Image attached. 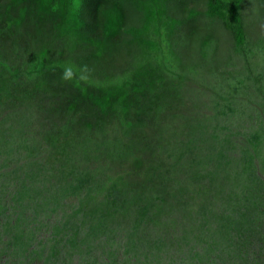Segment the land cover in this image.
<instances>
[{
  "label": "trees",
  "instance_id": "trees-1",
  "mask_svg": "<svg viewBox=\"0 0 264 264\" xmlns=\"http://www.w3.org/2000/svg\"><path fill=\"white\" fill-rule=\"evenodd\" d=\"M200 1L206 4L207 14L198 20L191 18L187 20L183 16L189 10L186 8L185 0H123V7L119 3V8H116V5L107 8L99 16L90 14V19L86 20V17L83 19L76 17L79 12L72 15L70 11L73 9L80 11L88 5L87 0H50L56 14L53 15V19L50 18L51 23L48 24L39 17L38 23L34 22L37 16L34 15L32 0H0L1 63L8 61L9 55L10 57L14 55L17 45L14 36L18 30L22 32L20 37L25 41L27 35L30 41L44 42L58 49L53 59L58 63V67L51 74L39 77L34 82L37 86L34 92L38 94L44 90L41 100L45 101L42 105L28 108L31 110L30 115H38L36 123L33 124L37 128L36 133L31 131V135L34 136L35 145L39 146L42 139L45 142L41 145L43 148L40 160L32 162L35 171L30 173V176L32 174L30 184L27 183L28 179L24 178L20 189L23 192L22 197L27 199L26 194L29 192L25 188L31 186L33 195L31 194L30 199L36 198L35 205L39 206L46 202L47 206L42 209L44 214L48 212L56 214L57 224L54 227L64 235H70L71 243L69 240L68 242L75 253L80 254L79 264H138L140 260L147 264L148 255L151 256L154 252L157 255L159 249L165 251L162 247L167 244L170 237L179 250L184 248L185 242L189 241L194 231L200 234L195 239L197 241L202 239L204 251L210 250L208 241L203 240L209 238L207 232L213 231V221L208 222L207 216H215V210H211L207 215V212L197 213L194 209H197V206L202 207V204L196 201L204 197V190L208 189L210 192L209 196H206L207 200H210L212 193L213 198L217 200L219 192L217 187L210 188L204 183V189L202 187L200 189L197 184L200 181H208V178L213 179L212 169L218 165L223 172L226 171L225 174L230 180L236 174L238 181L248 183L251 181L250 178L256 175L248 176L246 166L254 165L253 152L260 151L258 148L260 136L254 134L248 136L243 132L247 137L246 146L234 145V134L240 132L233 133L228 125V122L231 123L232 119L237 118L235 115L237 110L231 103L223 105L219 112L217 109H220L221 103L214 104V111L218 112L216 114H219V117L216 118L215 114L210 115V120L215 118L216 121L215 124L210 123L212 133H207L206 137L205 130L200 124L187 122L179 126L183 127L182 132L177 126H173L171 146L168 140L169 129L164 127L156 129L151 141L146 140L151 137L150 128L145 127L144 122L149 121V113L154 119L156 115L161 114L168 120L172 114H168L166 109L172 99L179 97L182 87L183 97L184 92L188 93L192 88V84L177 86L169 83L174 76L168 77L169 69L166 63L160 64L157 61L154 64L152 60H158V55L180 46L184 37L188 36L191 39L192 33L195 34L193 30L196 23L209 17L218 19L219 21L214 22L221 28L225 26L230 30L234 41L241 45L240 53L245 67H250L245 60L257 65L256 75L250 72L257 80L251 86L264 100V65H259L263 59L259 55L258 47H244V41L247 40L244 34L247 31L248 37L249 23L245 24L236 0L228 3L229 9L226 10L228 20L223 16L225 12L219 9V0ZM224 1L226 3L229 0ZM173 2L179 6L177 16L180 17L176 19L161 17L153 20L154 9L160 10L163 3L168 5ZM231 17L235 19V23L230 22ZM184 26H188L190 33L185 36ZM123 30L127 31L125 36H122ZM130 36L132 40H139L140 51L144 54L145 61L138 62L137 67L125 62L120 68L125 80L117 86L103 87L90 75L86 66L90 60L102 64L105 61L103 59H111L108 56L111 50L124 46ZM66 38L68 46H58L65 42ZM252 38L254 35L249 39ZM26 42L29 43L28 40ZM261 42L264 44V38H261ZM206 43L207 41H203L201 47ZM201 54L204 56L203 50ZM17 56L23 63V54L19 53ZM109 66L111 67V63L107 67ZM65 68L71 72V80L64 79ZM235 73L237 75H234L231 81L227 79L226 83L224 80L218 84L219 98L223 101L237 95L246 82L236 71L230 75ZM218 74L212 77L215 81L223 77L222 71ZM7 84L1 78L0 91L6 89ZM159 94L163 95L162 100L152 102ZM249 106L252 104L247 107ZM9 114L4 116V119L17 115ZM178 117V114H175V118ZM204 117L208 120L206 115ZM259 130L263 132L264 127H260ZM259 130L256 134H259ZM218 137H223L220 140L221 144L219 141L215 142L221 148L210 149L211 138ZM201 138L209 141V148L200 147ZM187 140H194L195 145L185 143ZM235 149H238L239 156L233 159L231 152ZM203 156L205 162L198 160ZM27 166L30 167V164ZM53 168L58 172V176L65 180L62 187L58 186ZM66 171L72 172L67 174ZM55 180L56 187L52 189L43 185L44 181H51L54 186L52 182ZM56 189L59 192H55L57 193L55 195L53 192ZM195 189H198L196 195L191 193V190ZM222 199L223 197H220L219 201ZM47 200L51 202L48 204ZM60 201L74 204L76 209L71 215L73 219L69 216L71 213L68 208H63L60 211L63 214L60 213L58 217L59 207H63ZM210 202L213 203V199ZM254 205L258 206L257 203ZM52 206H55L53 210ZM226 207L224 206V209ZM217 208L219 205H215V209ZM224 209L222 207V210ZM49 213L46 215L47 219L53 216ZM1 215L12 216L11 220L13 219V214H6V208ZM66 216L70 221L65 220ZM20 218L22 212L19 213ZM42 220L43 215L40 221ZM84 224L87 228L81 229ZM233 224L237 226L239 220ZM7 225L10 226L8 228L14 226L9 221ZM252 226L246 225L241 230H236L237 235L234 233L231 236L229 233L231 237L225 240L231 243L234 238L235 241H239L240 237L243 244L252 243L253 240H250ZM176 233L180 234L177 238ZM120 234L123 237H120ZM55 240L58 243L53 247L52 255L56 259L58 256L62 258V251L58 248L61 240L60 238ZM62 241L66 244L67 239L63 237ZM124 242L126 246L122 251ZM98 249L103 256L108 255L106 257L109 262L104 260V257L103 259L97 256ZM249 249L250 256H256L258 250L251 246ZM242 250L246 252L243 247ZM140 251H145L144 259L143 255L136 256ZM184 251L185 249L175 258L172 257L171 264H185L189 257L184 256Z\"/></svg>",
  "mask_w": 264,
  "mask_h": 264
},
{
  "label": "rangeland",
  "instance_id": "rangeland-1",
  "mask_svg": "<svg viewBox=\"0 0 264 264\" xmlns=\"http://www.w3.org/2000/svg\"><path fill=\"white\" fill-rule=\"evenodd\" d=\"M48 3L49 0H37V4L42 7L47 6ZM261 3L262 0H243L241 13L246 17L250 15L257 16ZM153 11V20L161 17H169L170 19L180 17L177 16L179 14V6L175 2L168 5L163 3L160 10L154 9ZM77 12H79V9H73L70 11V14L74 15ZM187 12L183 15L187 20H198L200 18L199 12L194 8H190ZM34 22L38 23V16ZM262 22L259 21L257 25L261 27ZM31 26L32 23L30 24ZM184 28L186 32L183 36L190 34L188 26H184ZM194 29L193 32L195 34L192 33V36L190 35L191 39L188 36L184 37L180 46H176L173 51L167 50L165 54L158 55V60H152L154 64L157 61L160 64L166 63L169 69V78L174 76L181 84L186 78H192V83L196 87L194 91L186 95L189 102L183 97L182 87L179 97L172 99L166 109L168 114H172L169 115L168 119L169 146L172 145L171 135L174 124L198 123L207 133H210L212 130L211 125L215 124L216 121L215 118L210 120V115L215 114V117L218 118L219 114L217 115L216 113L224 107L223 105L231 103L234 104L233 106L237 110L235 112L237 118L232 119L231 123L228 122V125H230L233 133L236 131L240 132L239 134L235 133L237 136L234 134V145L238 147L246 146L247 141L245 139L247 137L243 135V132L247 133L248 136L250 134L260 136L258 141L260 151L253 152L254 165L246 166L248 176L256 175L250 178V182L245 183L238 181L236 174L230 180L227 174H225L226 171L223 172V169L219 165L213 168V179L210 180L208 178V181H200L197 187L202 189L205 186L204 183L210 188L217 187L219 192L217 200L213 198V193L210 195V200H207L206 196L208 197L210 192H208V189L204 190V197L196 201L197 203L200 202L202 207L197 206V209H194L197 213L207 212V215L211 210H215V216H207L208 222L213 221V231L207 232L209 238L203 240V242L208 241L211 249L204 251L205 246L202 244V239H198V241L195 239L200 234L194 231L191 233L189 241L185 242L186 248L184 245V248L177 250L178 246L174 245L175 242L172 243L173 238L170 237L167 244L162 247V250L165 248V251H160L159 249L157 255H155L156 252L152 253L151 256L148 255L147 264H171L170 259L178 256L184 249V256L189 257V260L185 264H264V239H262L264 236V208H262L264 205V131L259 130L260 127H264V100L262 96L257 95V90L251 86L257 80L245 70L244 65H238L241 62L232 66V69L239 73L241 79L244 78L246 80L245 84L238 91L237 95L228 98L227 101L219 98V82L221 83L225 80L226 83L227 79L231 81L232 77L237 75V73L223 76L219 81H215L212 77H215L217 69L229 63V49L234 39L230 40L227 33L214 21L201 20V22L196 23V28ZM122 32V36H125L127 33L126 30ZM246 32L244 34L245 39H247ZM21 35L22 32L18 30L14 36L17 44L14 50L16 58L8 56V61L4 63L0 62V79H4L5 84L8 83L7 88L0 91V264H79L78 259L80 258V254L75 253L76 251L71 248L69 244L70 235H64L54 227L57 224L56 214L48 212L49 215H53L48 219L46 217L48 213L44 214L45 212L42 209L47 206L46 202L45 204H39V206L35 205L36 198L30 199L31 194L33 195L31 186L25 188L29 192L26 194L28 198L22 197L23 192L20 188L23 179H28L27 183L30 184L32 178V174L30 176V173L35 171L32 168L34 166L32 162L40 160L43 148L41 145L45 142L40 138L42 140L39 146L35 145L36 143L34 144V136L31 135V131L36 133L37 128L33 124L36 123L37 114L30 115V111L29 113L25 111L30 106L43 104L42 102L45 100H41V97L44 95V90L36 94L34 90L37 89V86L34 82L39 77L43 78L47 74H51L58 67V64L53 60L54 51L50 45L44 42L30 41L26 35L28 43L23 37H20ZM260 38L261 33L257 35L253 42L245 40L244 47H261ZM203 41H207V43L201 47ZM59 45L68 46V39ZM233 45L236 47L235 43ZM202 50L204 51V56L201 54ZM262 50L264 52V48ZM19 53L24 56L23 63L19 61L20 59H17ZM103 60L105 61H101L102 64L90 60L86 67H88L90 75L94 76L93 78L96 82L103 87H108L110 85L117 86L125 80L120 70L125 62L130 66L137 67L138 62L145 61V56L140 51L139 40H132L130 36L125 41L124 46H120L115 50L111 59L107 60L105 58ZM107 61L111 63V68L107 67L110 64ZM259 65H264V62L262 61ZM63 77L65 80H71L72 74L65 68ZM190 97L193 99L191 100ZM217 102L221 103L220 109H217L218 112L214 111L213 108ZM249 104H252V106L247 107ZM9 113L17 115L4 119V116L10 115ZM175 114H178L179 117L175 118ZM204 115H206L208 120ZM160 119L161 117L158 118V121ZM257 130H259V134H256ZM204 139L201 138L202 143L200 147L209 148V141H204ZM211 143L212 148L210 147V149L215 150L218 147L219 150L221 148L213 140H211ZM193 145H195L194 142ZM231 153L233 159L237 155L239 156L238 149L233 150ZM198 160L202 162L206 161L204 156L199 157ZM29 164L30 167L27 166ZM53 171L56 175L58 186L62 187L65 180L58 176L55 168H53ZM70 172L72 171H66L67 174ZM34 182H37V180H34ZM44 182L45 188L52 189L56 187V180L52 182L54 186L51 184V181ZM25 190L23 189L24 193ZM197 191L198 189L191 190V193L196 195ZM55 192H59V190L56 189L53 192L56 195L57 193ZM220 197H223L221 201H219ZM212 199L213 203L210 202ZM50 202V200H47L48 204ZM59 203L63 207H59L58 217L60 213L63 214V212H60L63 208H68V211L71 213L69 216L76 209L73 203L61 201ZM254 203H257L258 206L254 205ZM215 205H219V208L215 209ZM224 206H227L226 209H224ZM54 207L52 206L51 209L53 210ZM222 207L224 210H222ZM4 208H6V214H13L12 220V216L1 215ZM20 212H22V218L19 219ZM42 215L44 220L40 221ZM71 217L72 219L74 218L73 216ZM229 217L231 218L228 219ZM65 220L70 221L68 216L65 217ZM237 220H239V224L236 226L233 223L237 222ZM8 221L14 226L8 228L10 227L6 226ZM86 224L80 228L86 229ZM246 225H253L250 239L253 240L252 243L244 242L243 244L239 235V241H235V238L231 243L225 240L229 239L236 230H241ZM205 228H207V225H205ZM233 228L235 229L233 230ZM22 230H25V232L23 233ZM229 233H231L230 237ZM235 235L237 234L235 233ZM177 236H180V234L176 233L175 237L177 238ZM63 237H65V240L67 239L66 244L62 241ZM120 237H123V235L120 234ZM55 238H60L61 240L58 248L62 251V258L58 256V259L52 255L53 247L58 243ZM125 246L126 242L122 245V251L125 249ZM171 246H173V249H171ZM249 246L258 250L256 256H250ZM242 247L245 248L246 252H243ZM96 252L98 257H104V260H108L107 254L103 256L99 249ZM144 254L145 251H140L136 256L140 257L143 255L142 259H144ZM167 256L169 257L167 258ZM138 264L144 263L140 260Z\"/></svg>",
  "mask_w": 264,
  "mask_h": 264
},
{
  "label": "clouds",
  "instance_id": "clouds-1",
  "mask_svg": "<svg viewBox=\"0 0 264 264\" xmlns=\"http://www.w3.org/2000/svg\"><path fill=\"white\" fill-rule=\"evenodd\" d=\"M32 1H33V5H34V7H33V9H34V15L38 16L39 18H42L43 21H45L48 24H50L51 23L50 22V18L53 19L54 18L53 15L56 14L55 11L53 10L52 6H51L50 0H49V3L47 4V6H45V7L39 6L37 4V0L36 1L32 0ZM185 1L187 2L186 8L187 9H190V8L196 9L199 12L200 17H202L203 15L207 14L206 4H204L202 1H200V0H185ZM230 1L231 0H229V1H227L225 3L224 0H219V9H221L222 11L225 12V13H223V16H224L225 19H227L226 10L229 9L228 3ZM236 2H237L238 7H239L238 10L241 11L243 0H236ZM119 3L123 7V0H87V3L86 4H88V5H85V7L82 8L79 11V13L77 14L76 17L78 19H83V18L86 17L87 18L86 20H89L90 19L89 18L90 14L91 15H94V16H99V15L102 14L103 11H106L107 8L110 9L111 7H113L115 5H116V8H119ZM16 11H18V9ZM59 16H60V14L57 16L56 21L59 18ZM242 16L244 18L245 24H247V22L249 23V26L247 25L248 28H249V30H248L249 35L247 37V40L253 42L259 33H261V38H264V0H262V3L260 5V8H259V11H258V15L257 16L250 15V16H247L246 17L243 14H242ZM207 20H209V21H219L218 19L210 18V17ZM234 20L235 19L231 17L230 22L231 21L234 22ZM259 21L260 22L263 21L261 27H259L257 25V23ZM199 22H201V21H199ZM222 29L227 33L229 39L230 40H233V38L231 36V33H230V30H228L225 26ZM252 35H254V38L249 39ZM69 38H70V36H69ZM261 38H260V41H261ZM66 39H68V38H66ZM233 43L236 44V47L233 45ZM233 43L230 45V49H229V58H230L229 63L226 64V65H222L220 67V69H217L215 71V74H218L219 71H222L223 74H221V75L222 76H227V75H230L231 72L234 71L232 69V66H234L238 62H241V64H238L239 66L240 65H244V63L242 61L243 56L240 53L241 52V50H240L241 45L240 44H237L235 41H233ZM258 48L260 49V51H258L259 52V55H260V57L264 61V52H263V50H261L262 48H264V44H262V46L261 47H258ZM52 49H53L54 55H55V52L58 51V49L56 47H52ZM113 49H116V48H113ZM114 52H115V50H111V53H110V57L111 58H112ZM9 57H10V55H9ZM11 57L12 58H16L15 53H14V55H11ZM245 62H246V64L248 66H250L249 68L245 67V70H247L248 73L252 72L253 74L256 75V72H258L257 65L253 64L252 62H248L246 60H245ZM60 64H62V63H60ZM109 68H111V67L109 66ZM169 83H171L172 85L173 84H176L177 86H181V85L182 86H185V85L192 84V88H191V90L188 93H190V92H192V91H194L196 89V87L192 83V78H186L184 80V82L181 84L179 82V80L174 77ZM188 93L184 92V97H185L186 100H187L186 95ZM161 96H163V95L159 94L158 96H155L153 98V101L152 102H155L157 99H161ZM190 99L192 100L193 98L190 97ZM35 106H37V105H35ZM165 106L167 107V105H165ZM30 108L32 109V106H30ZM29 111H31V110H28L27 109L26 112L29 113ZM159 117H161V119L158 121V118ZM164 118H163V116L161 114H159V115H156V119H157L156 120V119L153 118L152 114L149 113V121H147V120L144 121L145 122V127H149L150 128V133H151V137L146 139L148 142L151 141V138H152L153 134L155 133V131H156V129L158 127H165V129H167V130L169 129L168 120L166 118L164 120ZM190 124H195V123H190ZM173 126H177V128L182 132V128L183 127H179V126H182L181 124H178L177 123V124H174ZM145 127H143V128H145ZM211 133H212V131H210V134ZM204 134H205V137H206L207 132L205 131ZM222 138L223 137H218L217 139H215V138H211V139L214 141V143L215 142L217 143L218 141L222 140ZM180 140H181V138H180ZM196 140H200V139H196ZM193 141L194 140H187V141H185V143L190 144V145H193ZM141 149L142 148L140 147L139 150H141Z\"/></svg>",
  "mask_w": 264,
  "mask_h": 264
}]
</instances>
